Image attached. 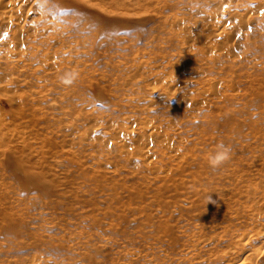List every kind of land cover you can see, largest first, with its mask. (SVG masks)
<instances>
[{"label": "rangeland", "instance_id": "374dc122", "mask_svg": "<svg viewBox=\"0 0 264 264\" xmlns=\"http://www.w3.org/2000/svg\"><path fill=\"white\" fill-rule=\"evenodd\" d=\"M36 7L31 18L41 11L59 40L45 35L30 57L0 64V85H10L0 91V264H190L184 257L197 264L211 253L230 261L231 250L243 252L232 239L237 230L255 235L243 254L260 256L264 234L240 207L259 206L264 223V101L256 98L264 94V0ZM219 13V24L240 28L235 17L249 24L207 65L192 35L207 24L215 31L209 16ZM46 51L63 56L59 71L40 69ZM66 73L76 74L71 84L60 80ZM209 79L227 88L235 81V97L226 90L184 106ZM125 122L154 146L163 139L149 138L150 130L165 132L173 150L151 151V166L138 156L141 142L121 154L111 130ZM219 142L231 158L213 171L208 156Z\"/></svg>", "mask_w": 264, "mask_h": 264}, {"label": "bare ground", "instance_id": "6f19581e", "mask_svg": "<svg viewBox=\"0 0 264 264\" xmlns=\"http://www.w3.org/2000/svg\"><path fill=\"white\" fill-rule=\"evenodd\" d=\"M38 1L39 0H0V23L2 25L0 28V52L3 55L0 61L1 65L9 64L12 61L17 62L19 60L25 59L26 57H30L33 54L31 49L36 46V43L39 39L43 41L44 39L43 36L45 35H48L47 38H53L56 41L59 40V38H57L56 30L50 25V23L48 22V20L45 18V16L42 14L41 11L38 10L37 14L39 15L36 19L31 18L32 13L37 11L36 4L38 3ZM22 12L24 13L21 14ZM221 14L222 15H220L219 13L218 16L216 17H213L211 15L209 16L212 18L211 21H212L213 27L216 29L215 31H212V26L207 24L205 25L204 32L201 34H198L199 37L196 36L194 33L192 35L193 38L196 37V39H194V41L196 42L194 45L199 46V44H203L202 47H200L198 50V58L202 62H205L207 65L218 61L221 55V54H218L219 44H221L223 41L224 43L225 41L229 42L234 37L239 39V41H241L243 37H242V34H239L240 28L241 26H244L245 28V26L247 27L249 24L248 23L249 20L242 18V17H235L234 19H232L234 21L236 20L237 22H239L240 28L236 26L235 28H233V26H231L232 23H226L222 21H221L222 23L219 24L218 23L219 21L218 22L216 21L218 20L219 17L223 16V13ZM207 20L211 24L210 20L209 19ZM206 26H207V29H206ZM210 31L212 33H208ZM50 32H53L51 37L49 34ZM51 41L53 40L51 39ZM247 41L245 42V46H248L249 44ZM42 57L43 59L41 60L42 62L40 64V69L51 67L54 70L57 69L59 71L58 67L60 65V62L64 60L63 56H61L62 58L59 57L58 59H56L57 55L54 53H51L50 51H46ZM164 78H167V77H160L159 81L162 84L164 83L171 88L174 87V83L172 80L168 82L167 80H164ZM248 79H252V76H248ZM210 80L211 79L208 80V82L206 83V86H203L199 88L198 90L194 91L196 92L198 96L196 97H191V95L184 96L182 98L183 105L186 107H189L192 105L200 107V106H203L202 104L203 100H205L209 96L217 95V94H220L221 92L224 94L227 91L233 92V95L232 93H230V95L226 94L227 98L233 99L232 96L235 97V94H234L235 81L229 82V85H228L229 89H228L227 85L224 87L227 81L219 80L218 82H211ZM178 86L180 85L178 84ZM9 87L10 85H7V86L0 85V91L7 92ZM159 90H161L160 92H162V89H159ZM198 97L199 99H197ZM256 98L258 102H262L264 101V94L259 93L257 94ZM128 100H129L128 103L133 102L132 98ZM147 121H150V120L146 118L144 122L136 121L138 124V128L140 129L146 128ZM2 122L3 121L0 118V128L2 127L0 129V135H3V134L6 135L4 133V128H3L4 125ZM127 123L129 122H125L123 125L111 130V137L115 138L116 136L117 140L122 141V144L120 142L119 143L117 142L114 144L115 149L121 154L127 152L130 148H132L131 142H135V143H137V141L141 142L144 145L142 147L139 146L138 156L141 157L140 160L144 161L145 164H149L151 166L152 164H154L155 162L154 160L156 159L154 158V155L152 154L151 151L155 150L157 152H163V151L171 152L173 150V147L171 146L169 142L168 136L163 134L165 132L162 133V131H158V128H154L150 130L149 138H153L155 136V138L158 140L163 139L160 143H158L160 145L154 146L155 143L153 141L149 140L148 142H145V139L142 137L141 133L135 132L129 129L130 125L128 124L129 125L128 126ZM169 127H172V126H169ZM91 138L89 137L87 140L89 141L91 140ZM250 194L253 198L254 196L257 195V193L253 194L252 191ZM261 201L262 203H264V197L261 198ZM254 205L258 206V204H254ZM245 208L246 207L244 206L240 207L242 211H246L248 215H251V217L253 218L254 224L259 229L257 234L258 235L264 234V223L261 222L260 216L262 214V211L260 210V207L258 206V211L256 213L253 211L252 206L247 208L246 210ZM254 237L255 235L253 234H248V233L242 234L239 232V230L235 231L232 235V239L237 242L238 246L243 247V249L241 247L240 248L238 247L237 250H243V252H244V248L252 242L251 240H254ZM211 239L212 238H210V240L206 239L205 241H208L210 245L212 243ZM194 250L195 249H193V251ZM234 252L235 250L233 252L231 250V252L229 253V256L230 255L232 256V259L230 261H227L226 259L227 257H224L223 255H218V254L213 255L211 253L209 255H206L207 257L203 256L204 259H202V261L200 262L197 261V264H233L232 262L234 261H236L234 264L240 261H241V264H255V263L258 264V261L262 258H263L262 262H264V250L261 251L260 256L258 257L256 255H252V251L247 252L245 255L243 254V252L236 253L235 255ZM225 255H228V254H225ZM233 255L235 256L233 257ZM194 259L195 258L193 257H184L181 260H183V262L195 264ZM197 259H201V257H198ZM29 264H36V261L32 260L31 262H29ZM170 264H173L172 260Z\"/></svg>", "mask_w": 264, "mask_h": 264}, {"label": "clouds", "instance_id": "9594fccd", "mask_svg": "<svg viewBox=\"0 0 264 264\" xmlns=\"http://www.w3.org/2000/svg\"><path fill=\"white\" fill-rule=\"evenodd\" d=\"M76 78L75 73H66L60 77V80L64 84H71ZM232 149L230 146L223 142H219L215 145L214 150L208 156V163L213 171L220 169L226 162L231 158ZM207 202L216 203V201L211 199V196H207Z\"/></svg>", "mask_w": 264, "mask_h": 264}]
</instances>
